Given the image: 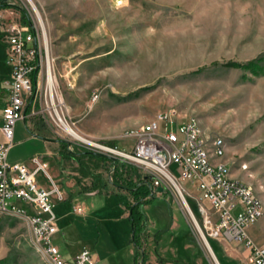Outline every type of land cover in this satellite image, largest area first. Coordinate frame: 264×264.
Wrapping results in <instances>:
<instances>
[{
    "label": "rangeland",
    "instance_id": "obj_1",
    "mask_svg": "<svg viewBox=\"0 0 264 264\" xmlns=\"http://www.w3.org/2000/svg\"><path fill=\"white\" fill-rule=\"evenodd\" d=\"M8 1L13 4L8 8L18 10L22 19L25 16L23 25L39 29L46 46L42 26L28 2ZM34 2L45 24L57 108L88 143L129 153L136 143L133 133L159 114L175 115L179 120L197 118L205 140L225 141L222 160L229 162L233 179L254 189L264 204V61L263 71L256 74L227 66L264 56V0ZM44 67L47 78V56ZM46 78L36 101L27 102V113H32L33 122L55 131L81 154L72 169L78 178L95 180L99 176L105 181L102 195L79 201L85 214H91L88 224L82 215L72 213L75 204L52 197L56 216L69 214L59 223L62 232L55 237V244L65 260H71V246L79 245L99 256L97 264H146L132 255L131 222L122 217L132 198L112 188L110 162L99 164L83 154L121 158L62 129L50 105ZM95 95L99 96L96 101ZM160 132H165L164 122ZM19 141H15L11 157L19 156L25 148L31 150V145L23 146ZM42 178L46 186H53L50 179ZM187 188L193 195L200 194L195 185ZM111 195L112 201L106 204V196ZM185 197L201 225L195 204ZM240 211L237 205L233 215ZM142 214L145 252L147 244L151 249L156 246L153 242L162 232L165 240L173 236L180 242L193 241L192 251L200 254L201 249L209 263L216 264L176 190L156 194ZM71 221L77 223L72 232L67 225ZM172 223L176 228L186 225L190 235L184 228L171 235ZM251 226L250 236L264 245V215ZM207 239L218 253L213 240ZM225 253L229 251L225 249ZM0 264H51L21 216L0 215ZM150 264H160L159 259Z\"/></svg>",
    "mask_w": 264,
    "mask_h": 264
},
{
    "label": "built area",
    "instance_id": "obj_2",
    "mask_svg": "<svg viewBox=\"0 0 264 264\" xmlns=\"http://www.w3.org/2000/svg\"><path fill=\"white\" fill-rule=\"evenodd\" d=\"M3 34L11 80L1 129L4 142L0 144V215L25 218L37 240L42 241V248L48 253L51 264H94L95 256L90 250H82L68 261L55 244L59 227L52 197L63 201L64 194L55 185L52 190H47L38 183L39 173L47 175L42 160L32 158L33 167L8 162L9 152L14 146L16 125L25 119L28 100L32 98L36 101L46 78L44 60L47 48L42 43L39 29L32 25H13ZM98 98L95 95L94 101ZM161 122L165 123L164 133L160 132ZM133 134L136 143L129 153L97 144L93 146L119 156L152 176L156 194H161L158 189L164 188L167 191L176 190L182 199H186L185 196L190 198L195 204L196 214L201 218L200 225L193 212L194 227L206 239L243 244L250 253L248 264H264V247L257 246L248 235L251 225L263 217L264 207H259L254 189L243 187L240 180L228 179V164L218 163V156L226 151L219 138L209 143L204 139L202 128L194 127V117L179 120L167 113L159 114L157 121ZM206 145H213V152H206ZM207 154H214L215 168H207ZM188 184L195 185L200 194L193 195L187 188ZM237 205L241 211L234 216ZM75 213L81 215L82 208H75Z\"/></svg>",
    "mask_w": 264,
    "mask_h": 264
},
{
    "label": "crops",
    "instance_id": "obj_3",
    "mask_svg": "<svg viewBox=\"0 0 264 264\" xmlns=\"http://www.w3.org/2000/svg\"><path fill=\"white\" fill-rule=\"evenodd\" d=\"M6 1L8 0H4L3 2L0 3H4ZM8 5L12 6L13 4L8 1ZM23 22L24 21L18 10L13 8L0 10V144L4 142V136L2 134L1 129L3 126V113L8 98V89H9L8 85L11 80V68L7 62V47L3 41V36H4L3 32L5 29L13 25L23 24ZM31 100L32 98L29 99L28 101ZM27 110H28V106H26L25 108V119L21 120L25 124L26 129H24V126L22 125L21 121L17 123L15 128L14 144L15 141L20 140L19 141L20 143H24L23 146L31 145V150L25 148V150L22 151V153H20L19 156L11 157V154L15 149L13 146L8 155V162L10 164L24 163L30 167H33L32 158L39 157L42 160L43 164L46 165V171L48 176L45 173H43V175L39 173L37 176L38 183L47 190H52L54 185L58 189H60L64 194L63 202H67L69 204H75L72 213H74V215L78 217L81 216L80 214L75 213V208L81 207L83 210V213L81 215L85 220H87L86 224H88L89 215L91 214H85L84 205L79 201H81L83 197L93 199L102 195L104 192L101 189L102 187H104L105 181L101 182L102 180L99 176L95 178V180L92 178L93 181L91 178H86L84 176L82 177L83 179L81 177L78 178L77 173L72 172L73 171L72 169L75 160L79 159L81 154L73 151L72 146L69 143H66V141H64L62 137L58 136L57 133H55V131L49 129L48 127L45 128L41 124L33 122L32 113L30 112L27 113ZM94 161L99 162V164H103L102 161L105 163L107 162L106 160H103L101 158H95ZM226 163L229 165L228 161ZM132 166H134V170L138 171L141 174H144L137 166L135 165ZM44 176L45 178L51 180L53 184L52 187L46 186L45 182H43L42 177ZM230 176L232 178H235L234 174H230ZM81 179L84 181H88V185H86L83 181H81ZM87 186L89 187L88 190L81 189V187L87 188ZM114 190L116 193H118L116 189ZM111 192L112 190H110L109 193ZM112 195L106 196L107 197L105 200L106 204L109 200H111ZM95 201H96L95 199L92 200L93 203H95ZM112 204L113 202L110 203L111 206ZM125 211L126 213L123 214L122 217L129 218V212L127 208L125 209ZM68 215L69 214L66 213L62 217L59 218L57 217L58 227H59L58 234L62 232V229L60 228L59 225L60 221L67 218ZM79 223L83 225L85 224V222H79ZM67 225H69L68 228L70 232L73 231V227H77L75 226L77 225V223L72 221L69 222V224ZM182 228H184V230L187 231V234L190 235L189 229L186 225L183 226L180 225L176 228V224L173 225L172 223L169 230L171 232V235H173L175 231H180ZM251 230H252V226L248 229L249 237H251L249 234ZM164 237L165 235L162 234V232H160V234L156 237L155 241L153 242V244L156 245L153 247V249H156L158 251L152 252L153 249L148 248V244H147L146 247L147 251L145 253L148 257V260L146 264L156 262L157 258L159 259L160 264H210L207 258L204 257L203 251L201 249H199L200 254H198L195 249L194 251H192L193 246H195L193 241L180 242L177 239H175L173 236H171V240H165ZM250 239L257 246L264 247V245L259 244L256 239H253L252 237ZM213 242L216 244L219 251L217 253L213 248L212 251L214 252L215 256L216 254L218 255V258L217 256L216 258L220 264H248L250 253L249 250L243 244H239V243L227 244V243L218 242L216 240H213ZM76 246H71L72 247L71 260H73L82 250H85L82 246L79 245L77 247ZM144 249L145 246H143V250ZM225 249H227L229 253H225ZM149 252H151V254ZM131 253L134 256V249L133 252L131 251ZM94 256H95L94 264L99 263L100 261L99 256L97 254H94Z\"/></svg>",
    "mask_w": 264,
    "mask_h": 264
},
{
    "label": "trees",
    "instance_id": "obj_4",
    "mask_svg": "<svg viewBox=\"0 0 264 264\" xmlns=\"http://www.w3.org/2000/svg\"><path fill=\"white\" fill-rule=\"evenodd\" d=\"M10 5L8 2L0 3V10L6 9ZM20 10V9H19ZM21 11V10H20ZM23 13V12H22ZM23 19L25 16L23 15ZM26 23V21H25ZM264 61V56L258 57L257 59L250 61L246 64L232 63V65L227 64V66H233L235 68H242L245 70H249L254 74L263 71V67L261 63ZM34 88H36V83L34 84ZM85 158L95 159L101 158L110 162L112 164V175H111V185L117 192H125L131 198L132 202L127 207L129 212V220L131 222L132 231H131V240L132 244L135 247V259H140L144 263L147 262L148 257L143 250V238L145 228L143 225V214L142 211L151 199L155 198L156 192L153 187V177L150 175H144L134 170V166L129 163L123 162L120 159L112 158L110 156H106L103 154L86 152L83 154ZM104 191V190H102ZM165 193V190L163 194ZM211 247L214 249L211 241Z\"/></svg>",
    "mask_w": 264,
    "mask_h": 264
},
{
    "label": "bare ground",
    "instance_id": "obj_5",
    "mask_svg": "<svg viewBox=\"0 0 264 264\" xmlns=\"http://www.w3.org/2000/svg\"><path fill=\"white\" fill-rule=\"evenodd\" d=\"M26 2H28V4L30 5V7L32 8V10L34 11V13L37 16L38 21L40 22L42 29L44 31V38H45V43H46V48H47V91H48V95L50 97V105L53 107V114L56 115V118L59 122V125H61L62 129L70 136L79 139L80 141L83 142H87V139H85L83 136H81L76 130H74L69 124L68 122L63 118L62 114L59 112L58 108H57V98L55 97V76L52 72V68H51V60L49 57V52H48V44H47V36H46V30H45V24L43 22V18L42 15L37 7V5L35 4L34 0H26ZM155 121H157V118L151 122H149L148 124L142 126L140 129L142 128H146L149 124L154 123ZM194 127H200L199 125V121L197 118H194ZM139 132V129L136 131ZM219 143H224V148H226V143L223 139L219 138ZM88 144L91 145H95L93 142H89ZM206 152H213V145H206ZM226 155V151L225 153H223L222 155L218 156V163H226L222 160V158H224V156ZM207 168H215V159H214V154H207ZM244 169H246V166H243ZM227 177L228 179H233L230 176V172L229 170H227ZM241 185L243 187H246L247 189H252L250 186H248L246 183L241 181ZM254 197H256L259 207H264V204L262 203V201L260 200V198L256 195V193L254 192ZM182 198V197H181ZM184 198V197H183ZM183 203L186 207V209L188 210L190 217L192 218L191 215H193V211L191 210V208L189 207L186 199H182ZM198 233L200 235H202L203 233H201L200 231H198ZM34 237L37 241V243L40 245L41 250L43 251L44 255H46V257L49 259L48 253L46 251H44V248H42V241L41 240H37V236L35 233ZM206 238V237H205ZM209 243V241H208ZM210 245V243H209ZM211 247V245H210ZM212 248V247H211ZM215 256V255H214ZM216 258V257H215ZM217 260V259H216ZM50 263H51V259H49Z\"/></svg>",
    "mask_w": 264,
    "mask_h": 264
},
{
    "label": "water",
    "instance_id": "obj_6",
    "mask_svg": "<svg viewBox=\"0 0 264 264\" xmlns=\"http://www.w3.org/2000/svg\"><path fill=\"white\" fill-rule=\"evenodd\" d=\"M164 188H160V189H158V192L159 193H162V192H164ZM201 238H202V240H203V242H204V244H205V246L207 247V249L210 251V253L212 254V257H213V259L215 260V262H216V264H220L219 262H218V260H216L217 258H215L216 256H214L215 254H214V252L212 251V248L210 247V245H209V243H208V240L203 236V235H201Z\"/></svg>",
    "mask_w": 264,
    "mask_h": 264
}]
</instances>
